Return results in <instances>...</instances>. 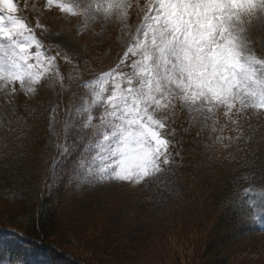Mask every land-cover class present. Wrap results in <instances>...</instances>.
Wrapping results in <instances>:
<instances>
[{"label":"snow or ice","instance_id":"1","mask_svg":"<svg viewBox=\"0 0 264 264\" xmlns=\"http://www.w3.org/2000/svg\"><path fill=\"white\" fill-rule=\"evenodd\" d=\"M127 7L124 0H107L94 9L87 5L83 15L123 19ZM19 11L16 0H0V38L11 53L0 61V81L11 84L13 93L18 82L32 97L59 73L60 54L48 53L35 40ZM253 22L264 23V0H149L143 24L116 68L73 84L81 106L68 110L73 135H65L60 153L70 158L73 148L83 146L73 174L79 167L98 182L139 183L173 165L180 115L215 131L221 113L240 128L250 110H264V58H257L247 40L246 25ZM34 49L43 50L44 58ZM66 80L60 77L61 88ZM15 264L26 262L17 257Z\"/></svg>","mask_w":264,"mask_h":264},{"label":"rangeland","instance_id":"2","mask_svg":"<svg viewBox=\"0 0 264 264\" xmlns=\"http://www.w3.org/2000/svg\"><path fill=\"white\" fill-rule=\"evenodd\" d=\"M16 2L20 8L17 15L21 18H23L21 15H24L34 24L33 36L48 53H59L68 61L75 59L88 62L93 55V48L103 46L99 57L91 61L95 68L90 71L87 66L86 70L89 73L87 72L84 78L90 79L98 77L101 74L98 71L111 66V62L115 65L110 70L116 68L137 29L142 26L149 6V0H124L128 7L122 13L123 19L112 17L104 20L98 17L95 20H86L83 11L87 5H92L94 9L96 4L106 5L107 0H54L52 5H48L47 0ZM59 4L71 7L73 12H62L57 7ZM246 27L249 48L257 58H264V23L253 22L251 26ZM34 51H40L41 59L44 58L43 50ZM10 54L8 42L0 38V61L6 60ZM123 71L131 70L124 68ZM71 76L73 77L70 84L71 92L63 110L60 103L62 88L58 83L61 77L59 73L51 78L52 87L46 98L44 97L45 101H42V98L31 101L32 104L46 103L45 107L50 114L46 126L47 136L41 141L37 158V169L44 178L51 177L57 180L56 169L68 160L60 155L65 135L68 134L69 139L73 135L72 122L66 125L68 110L71 109L74 113L81 106L80 98H74L73 95V84L79 78L76 74ZM12 88L11 84L0 81V142L2 131L9 124L15 104L26 101L21 97L28 96L26 90H20L18 82L15 85L17 89L15 93ZM180 117L182 122L175 125L174 139H177V131L185 128L190 131L193 141L199 144L223 145L228 141L247 146L264 131V110L259 112L250 110L248 117L240 121V128H237L235 123L229 124L221 113L217 117L215 131H212L210 126L193 123L187 114ZM211 124L212 121H209V125ZM176 149L175 146L172 149L174 163L171 167L165 166L163 173L146 177L139 183L115 180L98 182L79 167L77 174L74 175L73 164L81 157L82 151L78 156L71 157L72 168L69 169L67 188L70 191L68 193L73 194L75 198L72 199V208H67L63 212L65 220L84 223L86 221L84 218L89 217L91 220H88L86 227L93 224L100 227L103 239L112 241L110 244L113 247L108 252L116 250L126 254L130 262L124 264H211L215 259L209 261L207 256L201 255L202 245L204 238L214 226V220H218L223 211L222 199L217 200L215 196V199L208 201L203 198L204 191L200 186L202 183L191 186L179 183L175 179L174 166L178 156L174 152ZM83 162L90 164L91 160L84 158ZM213 168L217 172L218 168ZM216 172L211 170L208 174L211 177V184L219 188L221 184L215 178ZM218 176L219 174L217 178ZM206 192L213 193L209 190ZM139 198H147L146 204L141 206ZM153 220L157 221L158 226ZM235 232L231 234H237L236 230ZM108 243H104L103 247ZM104 250L107 253V249ZM223 256H227L226 264H264V237H258L243 247L233 246L227 249ZM104 258L101 264H116ZM88 260L97 264L91 258Z\"/></svg>","mask_w":264,"mask_h":264},{"label":"trees","instance_id":"3","mask_svg":"<svg viewBox=\"0 0 264 264\" xmlns=\"http://www.w3.org/2000/svg\"><path fill=\"white\" fill-rule=\"evenodd\" d=\"M102 49L103 46H95L88 62L68 61L59 55V75L67 77L60 94L62 110L71 92V75L76 74L79 80H87L89 77H84L88 71L84 66L88 63L90 71L95 68L91 61L99 57ZM51 87L52 83L47 81V86L38 95L22 96L26 101L15 104L9 124L2 131L0 263L15 264L17 257H21L26 264L39 261L45 264H93L88 258L101 264L104 257L116 264L129 263L126 254L116 250L108 252L113 247L110 244L112 241L103 239L100 227L94 224L86 227L88 220H91L89 217L84 218V223L74 222L70 218L65 220L63 212L72 208V199L75 198L67 188L68 173L72 168L71 157L56 169L57 180L39 174L37 158L41 141L47 136L50 114L46 103L32 104L31 101L35 98L45 101ZM190 134L187 129L181 130L174 141L179 153L174 177L179 183L191 186L202 183L203 198L208 201L215 199V196L217 200L222 199L223 211L204 238L201 255L207 256L209 261L215 259L211 264H226L227 256L222 255L227 249L243 247L258 237H264V131L247 146L229 142L223 145L199 144L193 141ZM81 151L83 153V146L73 148L72 157L78 156ZM213 167L218 168L217 172ZM211 170L216 172L215 178L221 184L219 188L211 184L208 174ZM145 202L147 198H139L141 206ZM153 222L158 226L157 221ZM233 229L237 234H231L235 232ZM13 232L19 235L12 236ZM104 243H108L106 247H103ZM104 249H107V253Z\"/></svg>","mask_w":264,"mask_h":264}]
</instances>
